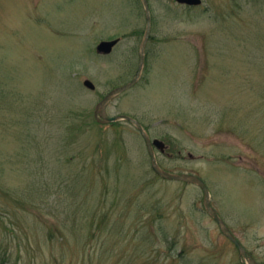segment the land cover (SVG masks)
I'll return each mask as SVG.
<instances>
[{
    "label": "rangeland",
    "instance_id": "obj_1",
    "mask_svg": "<svg viewBox=\"0 0 264 264\" xmlns=\"http://www.w3.org/2000/svg\"><path fill=\"white\" fill-rule=\"evenodd\" d=\"M147 2L151 36L140 78L105 113L132 117L162 141L159 166L201 178L229 231L264 263V0ZM144 18L140 0H0V214L26 212L30 221L15 224L18 240L3 241L10 260L69 264L59 243L51 249L26 230L32 215L67 210L61 182L107 163L110 190L96 204L107 220L91 244L100 250L109 237L110 263L245 264L204 211L197 186L155 175L132 124L94 119L107 92L137 72ZM116 38L111 54L97 52ZM39 181L44 200L32 203L23 194L36 193ZM63 218H47L57 236L71 227ZM85 223L77 221L79 243Z\"/></svg>",
    "mask_w": 264,
    "mask_h": 264
},
{
    "label": "trees",
    "instance_id": "obj_2",
    "mask_svg": "<svg viewBox=\"0 0 264 264\" xmlns=\"http://www.w3.org/2000/svg\"><path fill=\"white\" fill-rule=\"evenodd\" d=\"M117 165V163L116 165H114V169L116 171L118 170V168H120V166ZM95 168H97L96 172L92 175V170ZM110 169L111 167H109L107 163L106 165L104 164L102 166H95L94 164L85 165L82 168V173L89 170L86 175L76 176L70 181L61 182L59 187L60 192L64 195H68L70 193L69 196H67L70 202L69 206L67 207V210L63 212L53 210L52 212H46L44 214L42 212H39L37 216L32 215L35 219L31 222V229H29V231L26 230V234L28 232H31L32 237L34 236L39 242L41 241L45 246L51 245V249L55 248V243H59V249H61L62 251L61 257H64L66 259L67 255L69 254V257L67 259L69 264H80L78 263L79 260L76 259L80 256V254H82L81 264H102L106 261L110 263V256H112L115 247H113L114 243L108 242L107 239L109 238V235H107L108 238L102 241V243L100 244V250H97V248H95L96 245L91 244L92 240L97 235H99V233L102 234V232H104V230L100 226L102 225L104 219L107 220V212H101L100 215H98L96 204L98 203V200L104 203L105 198L102 199V197L110 190V185L107 180L110 176ZM101 171L105 172L106 175L104 176L103 174H101ZM90 175L91 178L88 179ZM96 175L98 176V182ZM33 183L37 184L35 186L37 187V192H34L33 195L31 191L29 193L26 192L23 194L24 198L33 199L31 201L32 203H37L40 199H42L43 201L44 196L43 194H40L39 191V189L42 188L40 181L32 182V185ZM96 190L100 191V197L98 199L94 197V193ZM80 192L82 195L80 194ZM36 194L38 195L37 198ZM61 196L62 195H59L57 197L59 201L61 199ZM6 211V220L0 214V264H23V261L20 257H17L14 260H10L8 258L11 253L8 252V250L6 249V245L3 241H7V239L18 240V237H16L15 234V224L17 223L18 228L21 223L20 220H27V222L30 221L28 220L26 212H23V214H19L14 210L12 211L11 209H8ZM58 215H64L63 221L66 223H70L71 227H69V229L67 228V226H64L62 228L63 230L58 228V230L61 231V234L57 236L56 230H54L51 225L47 226L46 222L48 220L47 218L55 217ZM82 219L86 221V230L82 228V231H84L87 236V241L85 243L77 242V237L79 236L77 230H79V228H77L76 225L77 221H80ZM66 234L74 235L73 241L76 240L77 242L74 245V249L76 250L73 253H69V251H66V248L68 249V247L72 246L70 244V239H68V235L66 236ZM27 237L29 238L30 236L27 235ZM28 238L26 239L28 240Z\"/></svg>",
    "mask_w": 264,
    "mask_h": 264
},
{
    "label": "water",
    "instance_id": "obj_3",
    "mask_svg": "<svg viewBox=\"0 0 264 264\" xmlns=\"http://www.w3.org/2000/svg\"><path fill=\"white\" fill-rule=\"evenodd\" d=\"M143 4H144V8H145V14H146V28L145 32H144V37L143 40L140 44V51H139V66H138V70L136 73V76L134 77L133 81H131L128 84H125L123 86L117 87L115 89H113V91L111 90L108 94H106V96L102 99V101L96 106L95 108V117L97 119L98 122L100 123H112V122H116L118 120H126L131 122L132 124L135 125V127L140 131V133L142 134L144 141L146 143L147 149H148V153L149 156L151 158V167L154 171V173H156L159 177H161L162 179L165 180H169V181H180V182H186L189 184H194L196 186L199 187V189H201L202 193H203V204L205 207L206 212L214 219V221H216V223L219 226L220 231L222 232V234L229 239L237 248V251L239 252L240 256L244 259V261L246 262V264H264V263H259L256 262L254 259H252L251 257H249V255L247 254L246 250L242 247V245L239 243V241H237V239L233 236V234L231 233V231H229L228 227L225 225V223L223 221H221V219L219 218V216L217 215V213L214 211V209L211 207L210 205V196H209V191H207V187L205 185V183L203 181H201V179L197 176H194L192 174H173V173H169L167 171L162 170L154 157V153H153V149L152 146H155L156 149H160L163 150V146L164 144L155 139L151 142H149V138L146 135L145 131L143 130V128L141 127V125L134 121V119L127 117V116H119V117H108L106 115L105 112V107L108 104V102H110L114 97H116L117 95H119L120 93H122L123 91L129 89L130 87H132L135 83L136 80H138L143 64H144V49L146 46V42L148 40L149 34H150V14H149V8H148V4L146 0H142ZM176 2L181 3V4H186V5H190V6H196V5H200L201 4V0H176ZM117 39L116 40H111V41H101L96 50L97 52H101L102 54H108L111 52L112 48L117 44ZM84 86L87 87L90 90H94L95 86L89 81V80H85L83 82Z\"/></svg>",
    "mask_w": 264,
    "mask_h": 264
},
{
    "label": "flooded vegetation",
    "instance_id": "obj_4",
    "mask_svg": "<svg viewBox=\"0 0 264 264\" xmlns=\"http://www.w3.org/2000/svg\"><path fill=\"white\" fill-rule=\"evenodd\" d=\"M165 152H163V154H164Z\"/></svg>",
    "mask_w": 264,
    "mask_h": 264
}]
</instances>
